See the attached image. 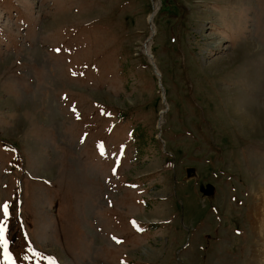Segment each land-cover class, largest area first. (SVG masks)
<instances>
[{
	"label": "rangeland",
	"instance_id": "obj_1",
	"mask_svg": "<svg viewBox=\"0 0 264 264\" xmlns=\"http://www.w3.org/2000/svg\"><path fill=\"white\" fill-rule=\"evenodd\" d=\"M263 190L264 0H0V264H255Z\"/></svg>",
	"mask_w": 264,
	"mask_h": 264
},
{
	"label": "bare ground",
	"instance_id": "obj_2",
	"mask_svg": "<svg viewBox=\"0 0 264 264\" xmlns=\"http://www.w3.org/2000/svg\"><path fill=\"white\" fill-rule=\"evenodd\" d=\"M163 121V117L160 123ZM259 195V194H258ZM260 202L254 212L255 220V233L258 234L264 241V190L260 193ZM253 261L255 264H264V250L260 251L259 249L254 252Z\"/></svg>",
	"mask_w": 264,
	"mask_h": 264
},
{
	"label": "water",
	"instance_id": "obj_3",
	"mask_svg": "<svg viewBox=\"0 0 264 264\" xmlns=\"http://www.w3.org/2000/svg\"><path fill=\"white\" fill-rule=\"evenodd\" d=\"M147 53L151 58L153 57V54L150 51H148ZM152 64H154L153 61H152ZM158 126H159V123H158ZM184 170H185V174L183 175L184 180H189L191 178H195V179L198 178V172L194 165H186L184 167ZM199 188L204 194L212 193L214 190V186L212 183H207L205 185L201 184Z\"/></svg>",
	"mask_w": 264,
	"mask_h": 264
},
{
	"label": "snow or ice",
	"instance_id": "obj_4",
	"mask_svg": "<svg viewBox=\"0 0 264 264\" xmlns=\"http://www.w3.org/2000/svg\"><path fill=\"white\" fill-rule=\"evenodd\" d=\"M79 118V117H77ZM2 211L4 214L5 219L0 221V245L3 246L4 250H5V254L7 256V248H8V240L6 238V231H7V217L9 215V205L7 203H5L4 205H2ZM133 223H135V221H133ZM10 258V257H8Z\"/></svg>",
	"mask_w": 264,
	"mask_h": 264
}]
</instances>
